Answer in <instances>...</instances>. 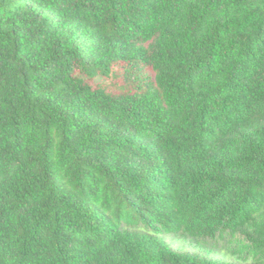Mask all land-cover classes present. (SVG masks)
Wrapping results in <instances>:
<instances>
[{"label": "trees", "instance_id": "trees-1", "mask_svg": "<svg viewBox=\"0 0 264 264\" xmlns=\"http://www.w3.org/2000/svg\"><path fill=\"white\" fill-rule=\"evenodd\" d=\"M0 264H264V0H0Z\"/></svg>", "mask_w": 264, "mask_h": 264}, {"label": "rangeland", "instance_id": "rangeland-1", "mask_svg": "<svg viewBox=\"0 0 264 264\" xmlns=\"http://www.w3.org/2000/svg\"><path fill=\"white\" fill-rule=\"evenodd\" d=\"M146 71L152 74L149 67L146 68ZM167 240L170 241L169 237H167ZM171 243L173 244V247L177 249L201 252L210 255V253H208L204 248H202L199 244H195L190 239H174L173 241L171 240Z\"/></svg>", "mask_w": 264, "mask_h": 264}]
</instances>
